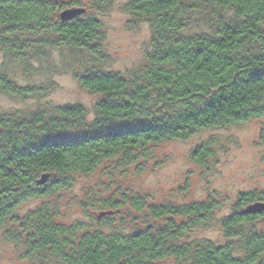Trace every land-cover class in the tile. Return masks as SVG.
Wrapping results in <instances>:
<instances>
[{"label":"trees","instance_id":"trees-1","mask_svg":"<svg viewBox=\"0 0 264 264\" xmlns=\"http://www.w3.org/2000/svg\"><path fill=\"white\" fill-rule=\"evenodd\" d=\"M112 1L0 0L5 57L25 69L29 56L46 62L53 51H68L79 65L92 63L73 74L98 96L93 118L81 104L0 111L3 237L38 264H264V230L252 224L264 212L240 213L246 204L264 201V189L239 193V210L219 219L226 240L215 243L188 238L208 223L219 206L215 198L153 203L148 195L112 186L118 173L145 169L163 141L264 115V0H127L123 10L150 27L151 49L141 68L126 73L98 67L107 61L99 16ZM67 7L85 12L62 22L59 12ZM194 13L208 31L184 33ZM46 92L0 72V93L28 98ZM214 143L208 138L196 146L192 161L206 166L214 160ZM100 168L112 182L110 193L90 195L87 202L112 214L92 216L95 224L62 222L58 201L46 198ZM43 172L50 178L37 185ZM32 198L45 201L20 213ZM130 214L141 221L128 226Z\"/></svg>","mask_w":264,"mask_h":264},{"label":"rangeland","instance_id":"rangeland-1","mask_svg":"<svg viewBox=\"0 0 264 264\" xmlns=\"http://www.w3.org/2000/svg\"><path fill=\"white\" fill-rule=\"evenodd\" d=\"M126 1L113 0L99 16L105 32L103 50L107 61L98 67L105 72L135 71L145 63L146 53L151 49L149 25L144 21H134L123 10ZM190 24L184 33L208 31V26L200 20L197 13H194ZM83 60L84 63L79 65L75 61V55L68 51H53L46 62L29 56L24 69L19 60L5 57L0 51V72L10 76L18 84L42 85L47 91L42 96L28 98L0 93V111L29 113L38 108L45 109L46 106L81 104L86 108L88 117L93 118L98 96L83 89L73 74L74 71L80 73L85 67L92 65ZM50 83L51 86L48 85ZM208 138L215 141V159L209 160L206 166L198 165L192 161L191 152ZM148 163L140 172L130 170L123 175L118 173L112 186H118L119 189L128 187L142 195H148L153 203L215 198L219 206L208 223L196 228L188 238L197 237L223 243L226 238L219 219L234 209L239 210L235 206L240 192L264 189V115L238 124L200 129L187 139L163 141L157 147L153 160ZM101 171L102 168L89 177H81L69 190L62 191L53 198H46L58 201L62 222L83 220L95 224L92 216L100 219L101 216L97 217L99 214L104 215L107 211L112 214L110 209H96L87 202L90 195L100 197L110 193L107 188L112 182H108ZM42 201L45 198L29 199L21 205L19 212L23 213ZM128 220L131 222H128V226L141 221L140 218H132L131 214ZM252 224L256 229L264 230V218L256 219ZM2 231L0 229V264H38L35 258L23 255L22 245L4 238ZM162 264L175 262L173 259H165Z\"/></svg>","mask_w":264,"mask_h":264},{"label":"water","instance_id":"water-1","mask_svg":"<svg viewBox=\"0 0 264 264\" xmlns=\"http://www.w3.org/2000/svg\"><path fill=\"white\" fill-rule=\"evenodd\" d=\"M83 12H85L84 7H67L59 12V19L62 22L68 21L82 14ZM50 175L51 174L49 172L41 173L39 177L36 179V184L37 185L45 184L49 180ZM262 212H264V201L261 200L253 201L246 204L240 211V213L243 215L260 214ZM100 216H102V214H99L97 217L99 218Z\"/></svg>","mask_w":264,"mask_h":264}]
</instances>
